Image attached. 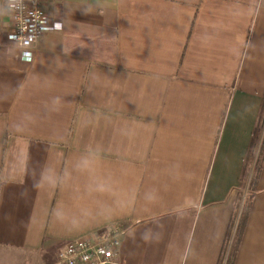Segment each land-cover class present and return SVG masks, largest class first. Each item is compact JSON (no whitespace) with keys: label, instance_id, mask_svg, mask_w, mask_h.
<instances>
[{"label":"crops","instance_id":"0c3cea01","mask_svg":"<svg viewBox=\"0 0 264 264\" xmlns=\"http://www.w3.org/2000/svg\"><path fill=\"white\" fill-rule=\"evenodd\" d=\"M46 11L27 62L0 0V264L112 229L111 264H225L248 195L234 264H264V0Z\"/></svg>","mask_w":264,"mask_h":264},{"label":"built area","instance_id":"2783aa9c","mask_svg":"<svg viewBox=\"0 0 264 264\" xmlns=\"http://www.w3.org/2000/svg\"><path fill=\"white\" fill-rule=\"evenodd\" d=\"M47 0H11V31L8 40L21 50V59L30 62L39 40L51 31ZM121 234L112 229L103 235L67 243L58 253L57 264H111L119 255Z\"/></svg>","mask_w":264,"mask_h":264},{"label":"trees","instance_id":"16d2710c","mask_svg":"<svg viewBox=\"0 0 264 264\" xmlns=\"http://www.w3.org/2000/svg\"><path fill=\"white\" fill-rule=\"evenodd\" d=\"M260 125H261V123H260ZM263 126H264V124L262 125V128H263ZM262 128L260 127V129L258 130V133H260ZM250 154H251V148H250L249 155ZM249 155H248V158H249ZM263 158H264V140H263V143H262L261 155L259 157L258 164L263 161ZM248 161L249 160H246L247 164H248ZM257 170L255 171V173L253 174V177L251 179V186H253V183L255 182V179L257 178V176H256ZM250 200H251V198L248 195L246 197L245 207H244V209H243V211L241 213V216L239 218L238 225L236 227V231H235V235H234V239H233V243H232V246H231V250H230L229 256H228L227 261H226L225 264H234V253L236 251H238V248H239V246H240V244L242 242V239H243L244 230H245V227H246V223H247V219H248V213H249V207L247 206V204H249ZM233 227H234V225H232L230 233H232ZM224 253H225V251H224ZM222 261H223V259H222ZM220 264H221V262H220Z\"/></svg>","mask_w":264,"mask_h":264},{"label":"clouds","instance_id":"9594fccd","mask_svg":"<svg viewBox=\"0 0 264 264\" xmlns=\"http://www.w3.org/2000/svg\"><path fill=\"white\" fill-rule=\"evenodd\" d=\"M16 128H17L18 131H22V130H23V128H22L21 125H16ZM33 187H34V188H39V187H40V181H36V180H34V181H33ZM22 195H23V194H22ZM55 215H56L57 219L60 218V213H59V212H57ZM141 238H142V239H148V236H147V234L145 233V234H142V237H141Z\"/></svg>","mask_w":264,"mask_h":264},{"label":"rangeland","instance_id":"374dc122","mask_svg":"<svg viewBox=\"0 0 264 264\" xmlns=\"http://www.w3.org/2000/svg\"><path fill=\"white\" fill-rule=\"evenodd\" d=\"M262 129H263V131H260V133H262V132L264 133V126H263V128H262Z\"/></svg>","mask_w":264,"mask_h":264}]
</instances>
